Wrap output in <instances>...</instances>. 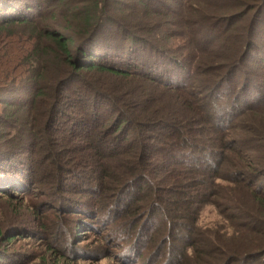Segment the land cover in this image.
Returning <instances> with one entry per match:
<instances>
[{"label": "trees", "instance_id": "trees-1", "mask_svg": "<svg viewBox=\"0 0 264 264\" xmlns=\"http://www.w3.org/2000/svg\"><path fill=\"white\" fill-rule=\"evenodd\" d=\"M16 29L0 206L29 212L0 209V264L19 239L74 264L96 222L127 263L264 264V0H0ZM207 205L230 234L198 228Z\"/></svg>", "mask_w": 264, "mask_h": 264}, {"label": "rangeland", "instance_id": "rangeland-1", "mask_svg": "<svg viewBox=\"0 0 264 264\" xmlns=\"http://www.w3.org/2000/svg\"><path fill=\"white\" fill-rule=\"evenodd\" d=\"M18 35L14 37V39H6L4 35L0 36V52L4 55L8 56L10 53H15L21 48L23 45L24 37L21 35V31ZM12 55V54H11ZM22 200V198H21ZM19 195L16 196L15 199L12 200L11 203L5 204L4 206H0L2 212L4 213L7 209L11 207L16 212H20L19 215H23L24 213H28L29 209L27 206V201H21ZM8 205V206H7ZM26 210V211H25ZM212 205L205 206L199 215V219L197 222L198 228L204 232L208 230L211 235L215 237L221 238L223 233L230 234L231 227L222 219V212ZM63 216L64 219H73L74 217L70 214H65ZM5 217H9V212L5 215ZM72 220V221H73ZM94 227H97L99 233H92L89 227L84 226L80 227V230L77 235L73 236L72 244L74 249L80 252L81 259L78 260L77 256H73V259L76 263L74 264H148L147 258H142L137 261H131L129 263L126 262L125 256L126 254V244L119 246L113 236L111 227L106 223L101 224V222H96ZM13 246L12 250L15 255H20L23 257V260H20V264H25L29 259H32V262L29 264H42L41 260L45 259V264L51 263L53 259L49 258V254H47L46 246L42 244H36L33 240L19 239L17 240ZM119 246V247H118ZM24 255L27 257L24 259ZM72 259V258H71Z\"/></svg>", "mask_w": 264, "mask_h": 264}]
</instances>
